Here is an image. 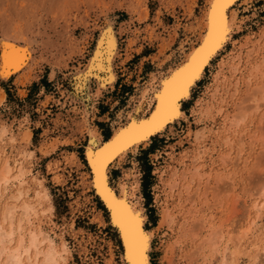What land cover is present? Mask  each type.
<instances>
[{
    "label": "rangeland",
    "instance_id": "374dc122",
    "mask_svg": "<svg viewBox=\"0 0 264 264\" xmlns=\"http://www.w3.org/2000/svg\"><path fill=\"white\" fill-rule=\"evenodd\" d=\"M254 1L233 5L235 31L182 103L185 117L174 125L173 131L152 136L108 170L109 183L117 192L125 177L130 180L124 181L128 186L135 183L133 199H138L146 214L145 228L152 231L150 264H183L190 259V264L207 263L212 252L203 241L215 226L222 234L218 256L226 242L228 254L236 248V264H264L261 254L259 258L264 245V193L260 196L264 187V2ZM207 6L208 0H0V49L4 41L16 40L30 52L21 73L7 79L0 77V127L13 133L5 131L0 137V171L9 164L10 175L20 166L30 172L25 174L28 196L23 195L22 200L11 195L17 181L0 186L1 192L5 187L0 196V217L14 202L17 206H12L13 211L19 210L13 212L15 225L21 216V204L34 202L36 181L42 178L39 180L47 199L41 200L40 208L35 203L36 213L30 217L33 224L25 223V230L29 226L41 228L54 234L57 244L63 241L69 252L60 264H122L117 233L89 184L84 160L88 129L97 131L105 140L102 133L108 131L112 135L115 128L124 124L141 91L148 89L144 114L149 112L152 89H157L162 76L182 62L198 43ZM105 26L112 29L117 41L112 60L115 78L100 91L94 78L77 87V75L87 65ZM254 41L257 42L251 43ZM213 90L216 111L213 109L206 119L200 120L192 115V106L195 101L210 97ZM87 91L92 100L87 99ZM197 119L208 138L199 145L203 159L192 162L197 147L191 146L189 133L199 127ZM185 153L186 168L188 173L192 171L184 181L189 186L182 183L171 193L163 186L161 176L169 165L175 164L171 159H179ZM199 164L201 167L194 173L193 167ZM48 207L51 209L47 212ZM164 208H168L172 218L160 225ZM198 219H204V223ZM0 221L7 227L8 221ZM188 229L195 231V238ZM200 245L203 250L198 252ZM206 251L209 254L203 260ZM188 253L191 258L186 257ZM191 253L199 255L195 254L194 260ZM214 264H219V260Z\"/></svg>",
    "mask_w": 264,
    "mask_h": 264
},
{
    "label": "bare ground",
    "instance_id": "6f19581e",
    "mask_svg": "<svg viewBox=\"0 0 264 264\" xmlns=\"http://www.w3.org/2000/svg\"><path fill=\"white\" fill-rule=\"evenodd\" d=\"M239 1H244V0H231L230 3H227L223 7V24H224L225 28L227 29V31L225 32V34H224L221 42L219 43V45L216 46L215 49L211 52V54L207 56L206 62L200 65L199 70L195 75V78H193L191 80V82L188 84L185 94L181 95L176 100L175 110H174V112L171 113L170 118H167V119L164 118V116L166 114L167 106H168L169 89L172 87V85L175 81L182 78L184 76V74L188 70H190V67L193 64V62L198 61L199 58L205 53V51L207 50V48L209 46V43H210V32H209L210 14L213 10L214 0H208V6L206 7L207 9H206V12L204 15L205 16L204 17V30H203L202 35L200 36L198 43H196V45H194L190 49V51L186 54V56L182 62H180L177 66L171 68L165 76H162V78L159 80V84H158L157 89L156 88L152 89L153 90V91H151L152 96H150V97L153 98V104H152V107L150 108L149 112H147V114H144V113H146L145 109L147 108L146 104L148 103L147 99H148V96L150 93L149 89H148V90H144L143 92L141 91V95L139 96L137 102L132 107V110L129 113H127V115H128L127 116L128 118H126L127 121L124 124L115 128L112 135H110L107 139H105V140L100 139L97 131H95L93 129L90 130L91 128L88 129L89 127L87 128L90 133L88 135L89 140H88V144H86L84 154H85V159L87 161L88 170H89V174H90L89 184H90L92 190L94 191V194L97 196V198L100 200V202L103 204V206L107 210L108 218H109V220L108 219L107 220L109 221V224L114 228L115 232L117 233V236H118V239L120 242V246H121L120 257H121L122 264H134V261L132 258V247H131L132 246V240H133V232L131 229L133 226L136 227V233L138 234V236L143 238V249H142L143 259L140 262V264H150L148 252L150 249L152 231L145 228L144 221L146 218V214L143 212L141 206L138 205L139 204L138 199H133V196L135 197V194H134L135 183L133 182L130 186H128L127 182H129L130 180L127 181L126 180L127 177H125V180L127 182L124 183L125 180L123 182H120V184L118 185L119 186V192H117L116 189L109 183L108 170L112 166V164H115L116 162L122 163L128 152L135 150L136 148L140 147V145L148 143V141L151 139L152 136H154V135L156 136L157 134H162L164 132L168 133V131L169 132L173 131L174 125L176 123H179V121L185 117V113L181 108L182 103L190 97V94H191L193 87L200 80L202 75H204V71L207 68V66L211 63L212 59L216 55H218L219 52H221L224 49L227 42L230 40V38L233 34L234 25L236 23L233 5H235ZM236 27H237V24H236ZM238 27H240V25ZM262 30H263V32H262L261 38L264 39V28ZM259 34H261V33H259ZM259 36H257V38H259ZM248 39H250V38H248ZM17 42H16V40H6L1 44V49H0V77L1 78L7 79L12 74L21 73L22 69L25 68V66L28 64V61L30 59V52L28 51V49L26 47H24L23 45H21ZM255 42H257V41H254L251 43H255ZM263 42L264 41H262V43H261L262 45L264 44ZM0 43H1V41H0ZM245 43H247V42L245 41ZM242 45H241V47H242ZM251 47H254V46L251 44ZM116 48H117L116 36L110 27H106L104 30H102L100 37H99V40L97 42V45L94 48L91 56L89 57L87 65L81 71V73H79L77 75V80H76V84L78 85L77 87H79L80 85L84 86V85L88 84L92 78H94L95 83L97 85L96 87L98 90L103 89L107 86V84H110L115 78L113 68H112V60H113V57L115 55ZM247 51H250V50H247ZM238 53H240V52H238ZM249 54H247V55H249ZM5 55H7L9 57L7 60L5 59ZM236 56H237V54H236ZM236 56L234 58H236ZM234 58H232V59H234ZM239 60L240 59H238V61ZM236 65H238V64H236ZM234 70H236V69L234 68ZM232 71H233V69H232ZM247 83H248V81H247ZM85 88H86V86H85ZM151 88L152 87H150V90H151ZM254 88H255V86H254ZM97 89L95 91H98ZM215 89H217V88H214V90ZM215 91L213 93L211 91L212 95L210 93L211 96L209 95L210 97H208L207 99H202L198 102L195 101L196 104L194 103L195 105L192 106V112H191L192 115H197L200 118V120L204 119L205 117L210 115V113L214 109V106L216 105V103H215V105L213 104V100L215 99ZM90 94H91V92H90ZM90 94H88V91H87V94H86L87 99L91 98V100H92L93 97H91ZM96 94H97V92H96ZM252 95H254V94H252ZM218 102H220V101H218ZM257 102H255V103H257ZM255 106H256L255 108H257V104H255ZM215 109H216V107H215ZM84 113L86 114V112H84ZM240 114H242V113H240ZM85 116H87V115H85ZM260 116H261V114H260ZM240 119H238V120L240 121ZM197 120L198 121H197L196 125H198L199 127H196L195 130L194 129L190 130V133H189V135L190 134L192 135V141H190L191 146L197 147L196 150H194L195 151L194 155L192 156L193 161L190 159L192 162H198V161L203 159L200 156L202 149L199 148V145H201L208 138V132L205 130L204 126L201 125L200 120L199 119H197ZM232 122H233L232 125H234V121H232ZM237 123H238V121L235 122L236 125H237ZM6 130L7 129L5 127H0V137L1 136L4 137V135H5L4 133ZM213 131H215V129ZM7 132H9V131H6V133ZM10 134H13V133H10ZM25 135H27V134H25ZM5 137H7V136H5ZM11 138H12V136H11ZM1 141L2 140L0 139V142ZM10 142H13V141H10ZM240 147H242V146H240ZM204 150H205V148H204ZM5 152H7V151H5ZM30 152L33 153L32 150ZM2 153H3V151H2ZM24 154H25V152H24ZM70 155L73 156V153H71ZM17 156H19V155H17ZM23 157H24V155H23ZM236 157H237V155H236ZM7 158H8V156H7ZM7 158L5 160H7ZM13 159H14V157H13ZM170 162H175V164L168 166V169L166 170V172H164V177L161 176L162 177L161 180H163V186L167 187L168 191L172 193L175 191L176 188L180 187V185L182 183H184L186 176L192 171H190L188 173V168H186V153L182 154V156H180L179 159H177V158L171 159ZM117 163L115 164V166L117 165ZM1 165L2 164L0 162V166ZM8 165H6V167L2 171H0V186H5L9 182H11L12 180L14 182L17 181L18 186H16L17 184L15 185L16 186L15 190H17V194H15V196H13L14 192H16L14 190V192L11 195L16 200L19 199L20 197L22 200L23 195L28 196V195H25L27 192V189H28V186L26 187L27 180L25 179V174L28 173L29 170L27 169V172H26L25 168H23L21 166L19 168L16 167L17 171L15 173H13L12 175H10V166H8ZM1 167H3V166H1ZM199 167H201L200 164L196 167H193L194 168L193 172L194 173L198 172L197 170L199 169ZM201 174H202V172H201ZM27 175H29V174H27ZM189 175H191V174H189ZM198 175L196 173L197 177H198ZM33 176H35V175H33ZM188 177H190V176H188ZM34 179H37V178H34ZM34 179H31V180H34ZM39 179H42V178H39ZM39 179H38V181H36L38 186H37V189H35V191H34L36 202L34 200V202H30V203L23 202V204H21V207H20L22 209V211L20 212L21 216L18 219L17 223L15 222V225H14V220H13V218H14L13 212L17 213V211H19V210L13 211L12 206H15V205H13L14 202L12 203V206L10 208L3 211L4 212L3 218L0 217L3 221H8V223H6V224H8L7 227H6V225H5V227L2 226L1 225L2 223L0 221V264H60V263L64 262L67 258L66 255L68 254L69 249L67 248L66 244L63 241H61L57 244L56 240L52 237L54 234L51 235L52 234L51 232L43 231L41 228H35V226H34L35 229H31L29 226L30 229L28 228V230H25L26 224H28V223L33 224L32 219H30V217L32 215H35L34 213H36V211H35V209H36L35 207H37L36 205H38V204L41 205L40 204L41 200L47 199V194L45 193V190L42 187L43 184L41 185V181ZM119 180H120V178H119ZM121 180H122V178H121ZM136 180H138V179H135V182H136ZM10 184L12 185V183H10ZM11 185H10V187H11ZM185 185H186V187L189 186L188 183ZM185 185H183V186H185ZM262 185H264V184H262ZM262 185H260V187ZM13 186H14V184H13ZM17 187H18V189H17ZM4 191H5V187L2 190V192L0 190V194H1L0 196H2V193ZM263 191H264V187L261 191L262 193L260 192V194H261L260 196H263V193H264ZM29 193L30 192H28V194ZM31 196H33V195H31ZM21 200H19L20 203L22 202ZM254 202H256V201H254ZM35 203H37V204L35 205ZM39 205H38V207L40 208ZM261 206L262 205L260 202V207ZM253 207H255V206H253ZM168 208H166V209L168 210ZM256 208H258L257 205H256ZM1 209L3 210L5 208L2 207ZM50 209L51 208L48 207L47 212H48V210L50 211ZM166 209L164 208L162 210V212L164 210L165 211L162 214H160V217H159V220H160L159 224L160 225L162 222L164 223L165 221L166 222L171 221L170 218H172V216L169 213V211H167ZM259 210H260V208H259ZM38 211L40 212V210H37V212ZM39 212H38V214H39ZM0 213H2V211ZM256 213H260V212L257 211ZM43 214H45V213H43ZM172 215H174V214L172 213ZM204 219H203V221H204ZM198 220H201V219H198ZM203 221L201 220V222H203ZM208 225H210V224H208ZM37 226L38 225L36 224V227ZM204 227H202V228H204ZM215 227L219 228L218 226H215ZM217 228L210 231V233H207V234H209V236L207 235L206 239H204L205 237H202L204 239L203 242H207L206 246L209 247L206 249H209L212 252V257L207 260L206 255L209 253L206 251L205 255L202 257L203 260L205 258L206 261H208L210 264H214L218 260H219V264H236V257H235V255H236L235 253L237 252L236 248L234 247L235 249H231L230 253L228 254L227 248L225 247V246H227V245H225L226 242L223 243L224 244V246H222V247H224L222 249L223 251L220 249L222 251L221 256H218V243H219L220 239L222 238V234L219 232L220 228H219V230ZM190 230H189V232H190ZM198 230H200V229H198ZM193 232H195V231H193ZM193 232L192 233L190 232V233L192 234V238H195V237H193V235L196 236V234H193ZM234 233L235 232H233L232 234H234ZM232 234L230 233V235H232ZM228 235H229V233H228ZM235 235H236V233H235ZM236 237H238V236H236ZM227 238H229V237H227ZM232 238H234V237L231 236V239H230L231 241L233 240ZM190 239H191V237H190ZM233 241H232V243H233ZM203 242L201 245H204ZM234 242H235L234 244H236V241H234ZM197 243H198L197 245H199V242H197ZM169 244H171L169 246H172V243H169ZM175 244H177V243H175ZM201 245L199 247L197 246L198 248H196L198 250V252L201 248H202L201 250H203V246H201ZM169 246H166V248ZM231 246H233V245H231ZM260 250H259V252H260ZM262 251H261L262 253L258 252L259 258H260V254L263 256L261 258H264V245L262 246ZM195 252H197V251H195ZM164 253H166V252H164ZM197 253H195V254H197ZM202 253H203V251H202ZM258 253H257V256H258ZM188 254H189V256H187V254H186V257L191 258L190 253H188ZM191 254H193V253H191ZM195 254H193V257H192V259H194V260H195V258H194ZM197 255H199V254H197ZM199 258H201V257H199ZM258 260L257 259L255 260L256 263H258ZM168 261L169 260H167L166 262H168ZM184 261H185V258H184ZM189 261L191 262V259ZM196 261H198V259ZM188 262L187 263L183 262V264H188ZM190 262H189V264H190ZM207 263H205V264H207Z\"/></svg>",
    "mask_w": 264,
    "mask_h": 264
},
{
    "label": "snow or ice",
    "instance_id": "6c2138e0",
    "mask_svg": "<svg viewBox=\"0 0 264 264\" xmlns=\"http://www.w3.org/2000/svg\"><path fill=\"white\" fill-rule=\"evenodd\" d=\"M231 0H214L213 10L210 14V43L205 51V53L199 58L198 61H194L182 78L175 81L172 87L168 92V106L166 110V114L164 116L165 119L170 118L171 113L174 112L176 106V100L184 95L187 89L188 84L191 82L193 78H195L196 73L199 70L201 64L205 63L207 60V56L211 54V52L215 49L216 46L221 42L225 32L227 29L223 24V7L230 3ZM9 57L5 55V59L7 60ZM133 232V240H132V258L134 264H140L143 259L142 249H143V238L139 237L136 233V227H132Z\"/></svg>",
    "mask_w": 264,
    "mask_h": 264
},
{
    "label": "trees",
    "instance_id": "16d2710c",
    "mask_svg": "<svg viewBox=\"0 0 264 264\" xmlns=\"http://www.w3.org/2000/svg\"><path fill=\"white\" fill-rule=\"evenodd\" d=\"M110 134H111V133H110ZM110 134H109L108 131H105V132L102 133L104 139H106L107 137H109ZM153 137H154V136H153ZM153 137H152V138H153Z\"/></svg>",
    "mask_w": 264,
    "mask_h": 264
},
{
    "label": "built area",
    "instance_id": "2783aa9c",
    "mask_svg": "<svg viewBox=\"0 0 264 264\" xmlns=\"http://www.w3.org/2000/svg\"><path fill=\"white\" fill-rule=\"evenodd\" d=\"M256 1H262V2H264V0H255L254 2H256ZM177 124H179V123H177ZM155 159V158H154Z\"/></svg>",
    "mask_w": 264,
    "mask_h": 264
},
{
    "label": "water",
    "instance_id": "95a60500",
    "mask_svg": "<svg viewBox=\"0 0 264 264\" xmlns=\"http://www.w3.org/2000/svg\"><path fill=\"white\" fill-rule=\"evenodd\" d=\"M107 138H108V137H107ZM107 138H106V139H107ZM84 160H85V163H86V159H85V158H84Z\"/></svg>",
    "mask_w": 264,
    "mask_h": 264
},
{
    "label": "crops",
    "instance_id": "0c3cea01",
    "mask_svg": "<svg viewBox=\"0 0 264 264\" xmlns=\"http://www.w3.org/2000/svg\"><path fill=\"white\" fill-rule=\"evenodd\" d=\"M14 83V82H13ZM150 141V140H149Z\"/></svg>",
    "mask_w": 264,
    "mask_h": 264
}]
</instances>
